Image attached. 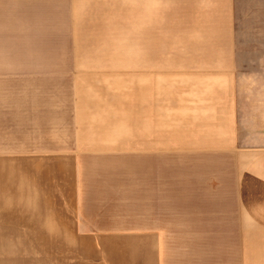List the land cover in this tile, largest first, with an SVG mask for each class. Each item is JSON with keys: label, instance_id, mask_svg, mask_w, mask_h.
<instances>
[{"label": "crops", "instance_id": "0c3cea01", "mask_svg": "<svg viewBox=\"0 0 264 264\" xmlns=\"http://www.w3.org/2000/svg\"><path fill=\"white\" fill-rule=\"evenodd\" d=\"M236 3L133 0L132 132L120 153L134 164L89 171L71 164L93 140L88 126L78 133L77 76L120 73L78 57L76 0H0L5 253L48 236L53 264H264V0L243 19ZM157 156L212 160L195 179L158 180L141 163ZM127 220L132 229L114 223Z\"/></svg>", "mask_w": 264, "mask_h": 264}, {"label": "rangeland", "instance_id": "374dc122", "mask_svg": "<svg viewBox=\"0 0 264 264\" xmlns=\"http://www.w3.org/2000/svg\"><path fill=\"white\" fill-rule=\"evenodd\" d=\"M249 1L237 0L238 19H243ZM74 32V49L78 57L93 58V64L87 69L114 71L120 73V76H77V97L81 103L78 123L83 124L78 125L81 128H78V133L85 137L83 129L88 126L90 134L87 136L93 137V140H81L78 155L72 157L71 164H76L78 169L86 166L89 171L102 166L116 168L120 164L131 171L135 158L126 155L127 153H120V138L131 137L132 132L133 0H76V29L71 30L72 37ZM80 64L82 63L78 61V68L84 69ZM141 160L142 164L156 166L158 180H179L182 176L195 179L197 166L198 170H204L202 166L211 164L212 158L157 156ZM95 175L99 176L100 173ZM125 175L131 177L132 174L129 172ZM96 186L100 184L97 183ZM122 201L125 202L122 207L128 212L126 216H133L132 197ZM96 223L102 225L108 222ZM114 223H120L125 229L133 228L131 220ZM51 224V221H45L46 232H51ZM23 239L29 242L28 246L14 245L13 252L5 253L3 242L0 244V264H53L58 261V254L53 253L52 237L46 236L43 239L44 245L37 243L42 238ZM60 239L61 260H68L69 255L73 256L68 251L69 238L62 236ZM65 256L67 257L64 258ZM76 260L81 259L78 257Z\"/></svg>", "mask_w": 264, "mask_h": 264}]
</instances>
